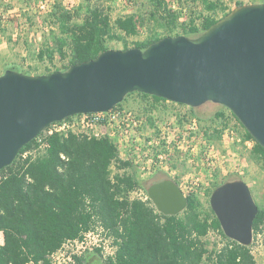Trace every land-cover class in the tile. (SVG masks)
Masks as SVG:
<instances>
[{"label": "trees", "instance_id": "obj_1", "mask_svg": "<svg viewBox=\"0 0 264 264\" xmlns=\"http://www.w3.org/2000/svg\"><path fill=\"white\" fill-rule=\"evenodd\" d=\"M203 3L211 14L191 17L187 22H181L182 13L172 7L170 0H135V4L140 5L137 12L115 20L109 8L93 0H83L74 10L55 4L50 15L58 26L59 35L52 38L53 45L43 46L38 57L53 64L59 55L65 63L44 74L65 71L75 64L95 59L111 50L109 43L113 41L122 42L124 50L129 49L127 38L139 37L141 31L150 26V34L135 42L134 48L145 50L170 36L198 37L232 10L219 0H203ZM256 3H264V0L251 4ZM244 4L239 2L236 6ZM218 11L223 13L220 18L215 16ZM198 19L202 20L201 24H197ZM6 70L40 75L22 71L17 66L7 67L4 73ZM134 94L144 101L152 100L145 112L167 102L140 93L129 94L125 100ZM190 113L201 121L196 109L190 108ZM216 116L221 120L227 118L221 111ZM231 116L244 130L243 141L254 142L252 158L264 166V148L232 113ZM156 131L159 137L160 132ZM206 134L212 140L220 139L222 130ZM35 143L36 139L19 154ZM47 143L45 154L26 160L18 155L12 165L0 172L4 176L0 182V232L4 239L0 245V264H29L31 261L48 264V256L59 250L66 240L78 238L98 224L114 238L117 251L115 258L108 260H102L96 252L101 262L91 264H259L252 245L244 246L225 236L210 199L206 206L199 194L192 193L187 196L188 207L183 213L166 216L157 211L151 200L132 198L131 194L138 189L147 192V186L134 172H128L134 168L133 162L121 157L108 135L54 133L47 138ZM167 178L172 177H164ZM172 179L180 185V176ZM235 180L221 179L220 171H214L206 195L210 198L214 189ZM257 204L255 238L264 233V205ZM212 232H218L220 242L210 240ZM93 260L92 256L85 258L86 264Z\"/></svg>", "mask_w": 264, "mask_h": 264}, {"label": "water", "instance_id": "obj_2", "mask_svg": "<svg viewBox=\"0 0 264 264\" xmlns=\"http://www.w3.org/2000/svg\"><path fill=\"white\" fill-rule=\"evenodd\" d=\"M133 93L194 109L221 105L264 148V3L236 6L195 38L165 37L145 50L111 49L49 74L6 70L0 75V172L50 125L108 112ZM147 194L166 216L188 207L172 178L152 183ZM210 206L227 238L252 245L259 207L245 181L214 189Z\"/></svg>", "mask_w": 264, "mask_h": 264}, {"label": "rangeland", "instance_id": "obj_3", "mask_svg": "<svg viewBox=\"0 0 264 264\" xmlns=\"http://www.w3.org/2000/svg\"><path fill=\"white\" fill-rule=\"evenodd\" d=\"M172 7L182 13L181 22H187L191 17H202L211 14L203 3V0H170ZM228 8H235L239 2L251 4L261 0H219ZM61 3L67 10H74L83 0H0V75L4 74L7 67L17 66L22 71H32L34 74H44L61 68L65 63L57 55L52 64L47 59L42 61L38 55L46 44L53 45L52 38L59 35V29L53 22L51 12L55 4ZM95 4H101L109 8V13L113 20L119 16L136 13L140 5L135 4V0H93ZM40 6H45L42 9ZM142 8L143 10L146 9ZM222 11H218L215 16L220 18ZM198 19L197 24H201ZM150 27L141 31L139 37L127 38L128 46L134 48V43L144 40L150 34ZM161 33V30H158ZM113 50L124 49L122 42L113 41L109 43ZM32 69V70H31ZM152 102L144 101L134 94L123 101V105L133 110L140 116L147 119L148 126L143 132L140 143L144 144L151 138H155L156 130L159 127L169 128V135L172 142L179 136L184 150L178 151L177 146L173 147V156L169 159L170 173L161 169L153 171L147 166L142 169L134 164V168L128 172H134L137 178L148 186L154 181H158L166 176L172 178L180 176V184L186 185L187 182L195 183L199 196L205 205H208L209 197L206 192L211 187L213 173L220 171L221 179H236L245 181L253 191L257 202L264 205V166L256 159L252 158L247 146L243 143L244 130L238 122L231 116V112L218 104L206 103L196 108L198 117L197 128L192 126L193 117L190 107L175 104L172 102H161L151 111L145 108ZM150 108V107H149ZM224 112L226 120L217 119L218 112ZM142 112V113H140ZM145 112V113H144ZM152 122H151V121ZM167 125L164 126V123ZM153 123V125H152ZM209 129V130H208ZM214 130H222L220 139H210L206 134H212ZM238 139L242 141L239 142ZM207 140V142H206ZM208 141L212 143L219 158L215 167L207 165L204 153ZM121 157L130 158L129 148L124 143H117ZM141 147V146H140ZM194 149V150H193ZM144 154L141 159H144ZM144 162L146 159L143 160ZM184 173L183 176L181 174ZM1 238V237H0ZM210 240H217L210 235ZM255 255L259 264H264V235L256 237L254 243ZM89 256L95 261L101 262L99 257L93 253ZM88 256V257H89Z\"/></svg>", "mask_w": 264, "mask_h": 264}, {"label": "built area", "instance_id": "obj_4", "mask_svg": "<svg viewBox=\"0 0 264 264\" xmlns=\"http://www.w3.org/2000/svg\"><path fill=\"white\" fill-rule=\"evenodd\" d=\"M40 7L42 9L45 8V6ZM197 123V119L193 118L192 126L195 129L197 128ZM165 125H167V122L164 123ZM147 126L148 122L146 118L125 106H116L108 112L75 115L47 127L36 138V143L30 149L19 154V157L22 160L35 159L45 154L48 148L47 138L54 133L62 135L73 133L98 137L108 135L116 145L117 143H124L125 147L129 148L131 155L130 158L125 160H131L133 164L138 165L141 169L147 166L149 170L156 171L157 169H161L170 173L168 161L174 154L173 147L177 146V150L182 152L184 146L181 141L177 143L179 136L177 137L178 139L176 138L172 142L170 136H168L170 134L169 128L165 127H159V137L151 138L147 142H144V144H141L140 141ZM238 140L239 142L242 141L241 139ZM143 154L145 156L144 159H146L145 162L143 161L144 159H141ZM204 157L208 166H216L219 154H217L210 141L206 144ZM3 177V175H0V182ZM196 185L195 183L187 182L186 185L180 184L179 186L183 193L188 196L192 193H198ZM131 197L141 199L142 201L150 200L147 192L142 189L134 191ZM261 234L264 235V233H259L258 237ZM211 235L217 241H221V236L218 232H212ZM255 241L256 238L254 236L252 245H254ZM116 251L117 246L114 243V238L107 229L98 224L94 229L84 232L80 237L66 240L59 250L48 256V264H86L85 258L96 252H99L102 260L114 259ZM29 264L46 263L31 261Z\"/></svg>", "mask_w": 264, "mask_h": 264}, {"label": "crops", "instance_id": "obj_5", "mask_svg": "<svg viewBox=\"0 0 264 264\" xmlns=\"http://www.w3.org/2000/svg\"><path fill=\"white\" fill-rule=\"evenodd\" d=\"M236 7V6H235ZM234 8V7H233ZM243 140V139H242ZM243 143H244V145L245 146H247L248 148H246V149H249L250 150V153H251V151H252V149H253V147H254V142L253 141H243ZM164 178H162V179H159L158 181H161V180H163ZM157 181V182H158ZM0 245H2L3 243H4V239H3V234L0 232ZM255 248L256 247H254V245H252V252H253V254L255 255ZM255 257H256V255H255Z\"/></svg>", "mask_w": 264, "mask_h": 264}]
</instances>
